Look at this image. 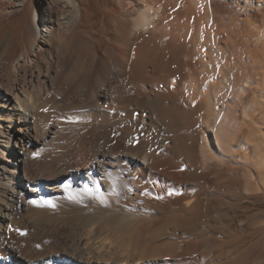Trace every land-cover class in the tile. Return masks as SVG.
I'll use <instances>...</instances> for the list:
<instances>
[{
	"label": "rangeland",
	"instance_id": "1",
	"mask_svg": "<svg viewBox=\"0 0 264 264\" xmlns=\"http://www.w3.org/2000/svg\"><path fill=\"white\" fill-rule=\"evenodd\" d=\"M10 1L0 0V37L15 45L20 44L18 28L11 22V17L18 13L9 14ZM216 1L222 7L219 12L212 13L209 3L208 8L203 5L205 2L180 0L177 8L183 7V10L179 12L185 11L189 3L193 10L202 11L203 6L207 10H203L202 18L190 11L188 19L169 18L168 24L160 19L156 36L148 31L143 33L141 51H144L142 71L145 76L172 80L170 85L173 82L175 85L171 88L180 96L183 94L187 103L190 100L195 112L183 111L178 102L170 106L169 101L155 100L160 85L150 94L128 98L123 104V117L105 124L96 123L92 129L93 136L100 130L120 129L115 138L121 142L117 155L123 159L152 153L158 154L159 162H164L161 147L166 143V137L171 136L176 157L170 166L172 187L169 190L172 192L158 198L150 191L152 186L156 189L155 183L158 187L162 185L158 180L162 173L158 172V177L152 175L143 183L145 188L142 189L147 194L136 189V195L134 181L128 173L127 179L122 176L124 181L121 179L122 183L111 193L115 205L104 209H96L93 204L79 205L61 191L52 197V193L43 191L40 186L43 176H53L59 169L69 171L74 162L70 160L59 167H45L42 163L45 156L40 147L38 150L44 157L36 153L24 161H16L18 169L25 171L31 181L33 191L19 192L13 221L8 224L0 221V264H77L76 261L87 258L112 264H137L139 260L151 261L152 258L155 261L152 259L154 262L149 264L167 261V264H264V173L261 171L263 175L260 174L256 165L260 160L264 170V0ZM44 2H40L41 9ZM104 2L88 0L93 15L84 28L93 30L96 35L90 44L103 43ZM28 6L29 0L23 8ZM39 13L33 12L35 24V19L41 20ZM81 40L76 33L70 44H80ZM173 44H185L184 51L176 50ZM1 73L6 79L7 73ZM72 79L73 72L67 70L60 84ZM204 105L208 107L207 111ZM164 106H170L169 110L163 111ZM184 150L187 154L190 151L189 156L183 155ZM124 163L133 171V166L127 161ZM258 178L263 179L259 181ZM249 179L250 183L247 182ZM8 183L4 177L0 179V209L7 203L3 187ZM184 194L191 197L184 212L174 213L164 208L166 199ZM145 246L150 248L148 256L139 253Z\"/></svg>",
	"mask_w": 264,
	"mask_h": 264
},
{
	"label": "bare ground",
	"instance_id": "2",
	"mask_svg": "<svg viewBox=\"0 0 264 264\" xmlns=\"http://www.w3.org/2000/svg\"><path fill=\"white\" fill-rule=\"evenodd\" d=\"M27 1L11 0V9L8 11L10 15L18 13L11 17V22L18 28V40L20 44H10L5 37H0V179L4 177L9 182L6 187H3L7 203L0 209V221L4 224L8 221L11 222L10 220L15 215L14 210L19 205L20 193L33 191L31 181L25 176V171H21L20 167L18 169L19 163L17 164L16 161H24L29 156H33V154H40L42 150L43 153L41 154L45 156L42 163H44L45 167H59L70 160L74 162L69 171L59 169L58 171L56 170L53 176H43L40 186H43V191L52 193V197L57 196L58 192L61 191L65 197L75 201L79 205L93 204L96 209H104L108 205H115L116 200L111 198V193L116 189V185L122 183V176H125L126 180L129 173L128 177L132 182L134 181L132 184H135L134 189L138 190L145 188L143 187V183L148 181L152 175L156 174L155 177H158V172L162 173V177L158 174L161 177L158 180L161 181L160 185H162L158 187L155 183L156 189L152 186L153 190L151 188L150 191L156 197L158 196V198L168 195V191L171 190H169L171 186L170 166L175 156V148L171 136L168 135L166 137V143L161 147L163 148V152L160 150L163 153L161 158L164 159V162H159L160 157L156 156L158 154L154 155L152 153H147L144 156L136 154V157L135 155L134 157L133 155L126 156L123 159L117 155L121 142L115 138L120 129L116 131L111 129L100 130L96 136L92 135V129L96 123L105 124L123 117L125 114L123 104L128 98H138L150 94L151 91L155 90V87H159L160 85L162 87L160 86L159 91H156L155 100L160 102L169 101L171 103V105L169 104L170 106L178 102L183 111L195 112L194 105L192 104L193 106H191V103L189 104L190 100L187 103L182 97L183 94L180 96L178 92L171 88L174 84L173 82L170 85L172 80L168 79V81L165 78H149L145 76L142 71L144 51H141V44L143 43V33L145 31L155 35L157 29H159L157 25L160 19H163V21H167L169 18H172V20L174 18L188 19L190 11L202 18L204 15L202 12L206 9V6L202 8L200 4L202 11L198 9L193 10L192 6L190 8L189 3V5L186 4L187 9L184 8L185 11L179 12L183 10V7L180 10L177 8L180 0H105L102 5L105 23L101 26V30L104 31L103 43L90 44L95 40L96 35L93 30L84 28L93 15L88 8V0H44L42 9L40 2H43V0H29L28 8L24 9L23 6ZM182 1L186 2L187 0ZM196 1L197 3L201 1L202 4L205 2L206 4L204 3L203 5H207V7L209 3L212 13L219 12L222 7L216 0ZM34 11L40 12L39 17L41 20L38 22V18L35 19L36 24L32 21L34 20ZM168 22L165 23L168 24ZM114 25H116V28ZM76 33L82 38L81 43L70 44ZM173 45L178 51H184L185 49V44ZM89 47H93L95 50H90ZM218 48L216 49L218 50ZM186 57L188 56L186 55ZM67 70L73 72V79L70 82L60 84V80ZM2 71L7 73L6 79H4L1 73ZM57 92L58 94L56 95ZM200 106L201 104L198 105V107ZM169 107L164 106L162 110L168 111ZM204 107L205 111H207L208 107L205 105ZM169 112L172 111L170 110ZM182 113H180L181 116ZM174 131H176V128ZM182 131L186 130L182 129ZM138 139L136 140L138 141ZM134 144H136L135 141ZM202 144L205 143L203 142ZM181 146H184V143ZM128 147L130 149V146ZM39 148L41 151L38 150ZM185 153L187 154L186 150L183 151V155ZM188 154H190V151ZM124 161L133 166L131 167L133 171L126 168L127 165L123 164ZM260 163V160L256 162V165L259 167L258 171L259 173L261 171L264 173V170L260 167ZM13 164H15V167H13ZM180 164L182 165L183 163ZM128 170L129 172H127ZM180 170L182 171L183 169ZM263 173L260 174L263 175ZM262 175L258 177H262ZM262 179L260 178L259 181ZM152 181L155 182L154 179ZM247 182L250 183V179ZM247 182L246 184H248ZM135 190L133 192L136 194L137 190ZM144 196L146 197V195ZM190 198L187 194L168 198L164 202V208L174 213L184 212L190 203ZM29 248L31 250V247ZM149 252L150 248L145 246L140 248L139 253L140 255L148 256ZM165 258L166 256H164ZM87 259L78 260L76 263L112 264L109 261L100 262L99 260ZM152 259L151 261L143 259L144 261L142 262L140 260L136 262L137 264H149L155 261V259L154 261ZM167 263L165 262V264Z\"/></svg>",
	"mask_w": 264,
	"mask_h": 264
}]
</instances>
